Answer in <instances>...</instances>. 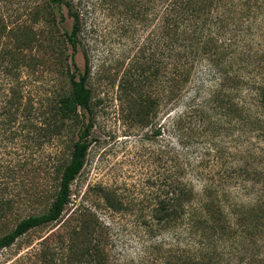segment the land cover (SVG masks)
Returning <instances> with one entry per match:
<instances>
[{
  "label": "trees",
  "instance_id": "trees-1",
  "mask_svg": "<svg viewBox=\"0 0 264 264\" xmlns=\"http://www.w3.org/2000/svg\"><path fill=\"white\" fill-rule=\"evenodd\" d=\"M149 3L159 18L162 69L154 76L167 74L141 101L140 120L148 123L151 112L155 118L169 105L151 132L167 143L153 151L157 172L137 194L99 186V201L112 214L108 221L82 203L66 215L94 124L88 117L70 143L69 134L92 110L82 14L73 0H26L16 8L14 0H0V223L14 196L30 193L28 176L59 172L49 208L0 237L1 251L32 230L57 227L37 250L19 257L23 264L30 255V264H264V46L252 64L234 29L221 37L218 0ZM52 72L55 88L35 86L37 73ZM128 222L141 246L129 259Z\"/></svg>",
  "mask_w": 264,
  "mask_h": 264
},
{
  "label": "rangeland",
  "instance_id": "rangeland-1",
  "mask_svg": "<svg viewBox=\"0 0 264 264\" xmlns=\"http://www.w3.org/2000/svg\"><path fill=\"white\" fill-rule=\"evenodd\" d=\"M23 1L26 0H14L12 8L18 7L17 2L23 5ZM73 1L83 17L82 44L91 66L89 86L93 96L92 110L86 112L85 123H80L69 134L70 143L78 139L79 127L86 124L88 117L93 118L94 124L89 137L91 147L85 166L72 185L73 196L66 215L82 203L91 205L103 219L109 221L112 214L104 208L105 202L99 201V186H120L127 193L135 190L137 194L138 185L157 172L153 151L161 145L165 147L167 143L151 137V132L155 122L165 118L169 105H164L155 118L156 114L151 112L148 123L140 120L144 96L148 92L156 93L160 79L161 82L166 81L164 75L167 73H162L158 80L154 76L158 68L162 69L157 66L159 18L156 10L150 8L151 3L145 6L146 0ZM217 6L216 21L219 22L221 37L225 36V32L227 34L230 27L234 29L231 34L236 38L238 35L239 43L246 45L245 53L250 54L249 60L255 64L264 46V0H218ZM62 11L66 15V9ZM71 25V19L66 15L63 30L69 31ZM36 27L41 28L39 24ZM242 37H247L244 43ZM7 41L14 44L12 37H8ZM76 61L80 70L84 71L82 53L76 55ZM35 76V86L40 84L44 91L51 85L55 88L59 81L55 72L52 75L37 73ZM67 82L66 78L61 81L62 84ZM166 101L165 98V104ZM70 150L64 153L65 161L70 157ZM58 175L59 172H56L48 176L41 169L37 174L28 176L30 193L14 196V208L0 223V237L13 230L21 219L41 214L49 208L58 187ZM24 179L28 183L26 177ZM56 228H37L22 236L12 247L0 251V264H23L24 260L20 261L19 257L37 250L40 242ZM123 236L128 239L124 244L131 255L128 259L138 257L137 252L141 248L137 243L138 232L129 222ZM25 258V264H30L28 259L32 258L31 255Z\"/></svg>",
  "mask_w": 264,
  "mask_h": 264
}]
</instances>
